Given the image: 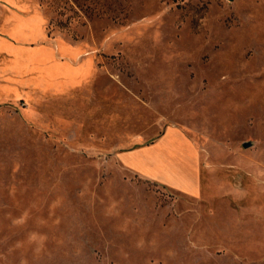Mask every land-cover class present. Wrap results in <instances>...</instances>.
I'll use <instances>...</instances> for the list:
<instances>
[{
	"label": "rangeland",
	"instance_id": "rangeland-1",
	"mask_svg": "<svg viewBox=\"0 0 264 264\" xmlns=\"http://www.w3.org/2000/svg\"><path fill=\"white\" fill-rule=\"evenodd\" d=\"M0 264H264V0H0Z\"/></svg>",
	"mask_w": 264,
	"mask_h": 264
},
{
	"label": "crops",
	"instance_id": "crops-1",
	"mask_svg": "<svg viewBox=\"0 0 264 264\" xmlns=\"http://www.w3.org/2000/svg\"><path fill=\"white\" fill-rule=\"evenodd\" d=\"M120 159L144 178L193 197L202 193L198 149L178 127H168L150 144L120 153Z\"/></svg>",
	"mask_w": 264,
	"mask_h": 264
}]
</instances>
